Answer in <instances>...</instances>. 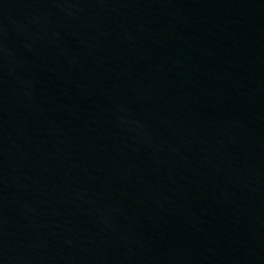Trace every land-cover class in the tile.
I'll list each match as a JSON object with an SVG mask.
<instances>
[{
  "label": "water",
  "instance_id": "water-1",
  "mask_svg": "<svg viewBox=\"0 0 264 264\" xmlns=\"http://www.w3.org/2000/svg\"><path fill=\"white\" fill-rule=\"evenodd\" d=\"M0 264H264V0H0Z\"/></svg>",
  "mask_w": 264,
  "mask_h": 264
}]
</instances>
